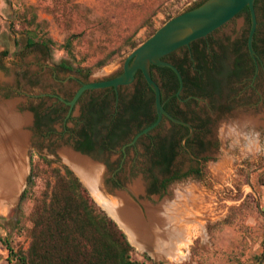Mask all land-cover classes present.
Returning a JSON list of instances; mask_svg holds the SVG:
<instances>
[{"label":"water","instance_id":"obj_1","mask_svg":"<svg viewBox=\"0 0 264 264\" xmlns=\"http://www.w3.org/2000/svg\"><path fill=\"white\" fill-rule=\"evenodd\" d=\"M255 2L256 0H194L123 58L100 70L89 72L90 74L83 73L92 82L83 85L69 104L74 106L86 90L131 85L136 73L141 71L155 91L160 115L159 121L146 128L138 137L148 134L159 125L163 113H166L151 66L170 67L183 84L180 71L162 58L212 34L230 23L245 8L249 9L252 18L249 45L254 54L252 42L257 27ZM241 24L242 20L238 19L231 23V27L236 25L241 29ZM50 62V51L46 47L42 51L41 46L30 48L16 56L0 57V220L9 218L18 207L31 175L30 150L36 148L45 156L65 162L82 184L87 186L91 196L103 207L96 202L101 209L120 229L125 230L122 229L129 236L132 246L156 260L186 261L193 240L206 232L214 193L245 159L256 153H264V109L261 112L236 111L231 118L222 121L214 128L219 150L197 160L189 155L191 163L186 167H202L201 177L194 179L189 176L172 185L169 195L163 199L157 196L154 201H150L140 198L146 191L141 173L129 178L126 190L109 189L106 186L107 170L102 163L71 146L60 145L68 144L71 139L64 136L65 139L59 141L62 133L59 124L54 123L39 130L40 132L34 130L33 135L34 114L30 108L42 102L34 76L43 66L50 65ZM123 69L124 73L118 77L94 82L120 73ZM52 70L48 68L38 76L50 77L52 83L49 89L52 90H60L55 76L60 80L74 76L72 73ZM201 158L203 161L200 165ZM132 194L140 201L137 202Z\"/></svg>","mask_w":264,"mask_h":264},{"label":"flooded vegetation","instance_id":"obj_2","mask_svg":"<svg viewBox=\"0 0 264 264\" xmlns=\"http://www.w3.org/2000/svg\"><path fill=\"white\" fill-rule=\"evenodd\" d=\"M245 9L207 37L162 58L180 71L183 84L170 67L151 66L166 113L148 134L138 137L158 122L160 115L155 91L141 71L136 73L131 85L86 90L71 106L69 103L78 90L92 81L79 70L50 62L34 76L42 102L30 108L34 114L33 135L34 130L59 124L62 129L59 141L64 136L71 139L68 144L60 145L71 146L102 163L107 170L109 189L126 190L129 178L141 173L146 186L142 199L154 201L157 196L163 199L169 195L171 186L181 180L189 176L199 179L202 167H186L189 155L197 160L219 150L214 128L236 111L264 109V0L255 2L254 54L249 45L252 18L249 9ZM238 19L242 20L241 29L237 24L231 27ZM48 68L74 76L63 80L55 76L60 90H52L50 77H38ZM165 68L170 71L165 72ZM123 73L124 69L94 82ZM45 106L48 107L44 110ZM202 161L203 158L200 165Z\"/></svg>","mask_w":264,"mask_h":264},{"label":"rangeland","instance_id":"obj_3","mask_svg":"<svg viewBox=\"0 0 264 264\" xmlns=\"http://www.w3.org/2000/svg\"><path fill=\"white\" fill-rule=\"evenodd\" d=\"M193 1L0 0V57L24 53L28 39L51 41L46 48L54 64L94 72L126 56ZM68 39L70 47L65 46ZM30 154L32 178L15 213L0 220V264H16L11 249L27 253L52 168L66 166L36 148ZM43 157L59 163L49 167ZM263 188L264 153H256L214 193L207 240L198 236L186 261L156 260L134 246L133 259L142 264H264Z\"/></svg>","mask_w":264,"mask_h":264},{"label":"trees","instance_id":"obj_4","mask_svg":"<svg viewBox=\"0 0 264 264\" xmlns=\"http://www.w3.org/2000/svg\"><path fill=\"white\" fill-rule=\"evenodd\" d=\"M71 42L68 39L65 46L70 47ZM39 43L28 39L24 47L29 49ZM49 43L52 42L40 45L49 47ZM8 54L3 52V57ZM167 71L170 70L165 68ZM42 161L49 167L59 163L44 157ZM51 177L53 180L47 182L35 212L29 249L27 253L16 254L11 249L12 261L16 264H142L133 259L134 247L126 233L96 204L67 166L52 168Z\"/></svg>","mask_w":264,"mask_h":264},{"label":"bare ground","instance_id":"obj_5","mask_svg":"<svg viewBox=\"0 0 264 264\" xmlns=\"http://www.w3.org/2000/svg\"><path fill=\"white\" fill-rule=\"evenodd\" d=\"M28 156H29V154H28ZM65 163V162H64ZM30 170V169H29ZM75 171V170H74ZM76 172V171H75ZM84 183V182H83ZM87 187V186H86ZM25 188H26V186H25ZM93 196V195H92ZM93 198H94V196H93ZM95 199V198H94ZM96 200V199H95ZM96 202L99 204V202L96 200ZM100 205V204H99ZM101 206V205H100ZM102 207V206H101ZM103 208V207H102ZM122 228V227H121ZM123 229V228H122ZM124 230V229H123ZM125 231V230H124ZM200 236H203L204 238L203 239H205V240H207V229H206V232H205V234H203V235H200ZM129 237V236H128ZM197 238V237H196ZM195 238V239H196ZM195 239L193 240V242L191 243V245H190V248H191V246L193 245V243H194V241H195ZM129 240H130V238H129ZM131 241V240H130ZM132 243V242H131ZM139 250V249H138ZM140 252H142V253H144L143 251H141V250H139ZM155 259V258H154Z\"/></svg>","mask_w":264,"mask_h":264},{"label":"crops","instance_id":"obj_6","mask_svg":"<svg viewBox=\"0 0 264 264\" xmlns=\"http://www.w3.org/2000/svg\"><path fill=\"white\" fill-rule=\"evenodd\" d=\"M262 200H263V204H264V188L262 189Z\"/></svg>","mask_w":264,"mask_h":264}]
</instances>
